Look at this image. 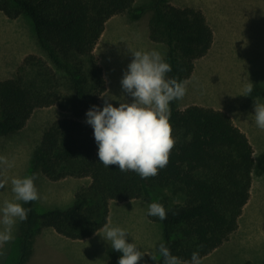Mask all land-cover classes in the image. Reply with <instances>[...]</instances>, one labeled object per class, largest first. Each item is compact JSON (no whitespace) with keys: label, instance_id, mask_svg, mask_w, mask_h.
<instances>
[{"label":"trees","instance_id":"1","mask_svg":"<svg viewBox=\"0 0 264 264\" xmlns=\"http://www.w3.org/2000/svg\"><path fill=\"white\" fill-rule=\"evenodd\" d=\"M0 0V13L8 20L27 17L45 60L34 55L23 58L12 77L0 80V138L24 129L38 109L56 107L70 115L53 121L41 133L32 150L26 176L37 174L49 181L88 178L89 184L74 194L64 210L37 212V201L23 204L28 218L16 224L15 264H24L33 239L52 229L69 240H84L107 223L108 202L144 200L161 203L167 219L147 218L160 225L162 243L171 254L190 260L210 254L237 229L249 200L253 173L264 172L247 137L225 113L170 104V124L176 143L168 165L153 178L141 179L135 172L100 163L92 129L82 117L98 107L105 91L102 69L93 53L105 22L125 15L130 21L149 13L148 39L165 45L164 60L172 71L169 78L187 81L194 62L211 48L213 33L203 13L191 7H176L168 0ZM252 96L264 97V89L253 87ZM25 176V177H26ZM38 179V178H37ZM37 179L35 184L37 186ZM152 188H167L180 202L167 206V198L154 199ZM122 253L107 250V263L118 264ZM163 258H160L162 264ZM140 264H155L145 254ZM245 264H253L246 262ZM264 264V259L258 263Z\"/></svg>","mask_w":264,"mask_h":264},{"label":"rangeland","instance_id":"2","mask_svg":"<svg viewBox=\"0 0 264 264\" xmlns=\"http://www.w3.org/2000/svg\"><path fill=\"white\" fill-rule=\"evenodd\" d=\"M168 1L170 2V0ZM172 3L177 6L190 5L199 9L206 17L213 33L214 50L206 57L208 70L205 71V68L200 66V60L194 62L198 72H195L188 83V85L192 83L191 93H193L194 86L195 93L193 94L198 101L204 97L216 98L220 92L225 95L230 92L233 94V98L234 95L237 97L234 103V108L237 109L240 102L239 94L241 97L245 95L244 88L248 82L260 86L264 84V70L257 68L249 54L251 49H248L251 48V37H264V0H172ZM143 25L144 23H142ZM218 49L223 50L218 52ZM216 52L218 53L215 56ZM15 53L18 58H14L13 61L15 59L19 61L20 55L24 57L34 55L47 61L44 52L36 43L31 21L25 16L8 20L0 13L1 80L12 77L17 66L21 63L15 66L10 65L9 73L6 72V57H11ZM103 53H110L113 57L114 63H109L107 69L111 70L109 82L114 86L111 95L119 98L125 95L122 93L120 84L125 72L124 66L128 63V59L125 58L129 57L131 60L130 37L128 39L115 37L112 42H101L95 50V54L102 56ZM96 58L99 62V58L97 56ZM100 60L103 61L104 57H101ZM116 64H120L119 68ZM188 95L190 97V94ZM126 99L131 102V97H126ZM221 99L219 98V100ZM243 103L242 113L245 121L241 123V126L252 147L254 162L259 165V156L264 155V130L255 126L254 101H251L249 105H245V101ZM240 108L241 105L238 109ZM58 111L60 110L56 107L38 109L32 114L23 130L0 138V156L7 157L13 164V167L5 173L8 183L4 189H0V207L3 206L4 200L14 199L11 192V179L26 176L30 154L38 145L42 131L59 118ZM235 124L240 125V120L237 119ZM40 177L37 179L38 183ZM59 189L61 186L52 184L48 187L43 184L41 195L45 196H41L38 206L36 205L38 212L68 206L62 202H56L57 198L54 197V194L58 193ZM150 193L154 199L167 198L166 204L169 207L180 202L178 197L170 195V190L167 188H152ZM47 194L53 196L47 198ZM249 194V200L238 219L237 229L232 234L234 235L232 239L239 243L240 251V255L233 260L232 264H245L246 262L258 264L264 259V172L260 176L253 173ZM149 204L142 199L123 203L111 202L108 219L110 225L125 229L128 233L127 241L135 243L137 248L150 259L149 256L162 243V239L160 225L155 222L151 224L147 222L149 220L147 218ZM15 231L16 225L13 229L14 239L0 247V264H15L16 262ZM101 235L102 233L95 240L88 242H70L77 240L65 241L52 237L48 232H42L34 237L32 252L24 264H103L104 248L111 246L110 242L104 240ZM39 240L41 241L39 242Z\"/></svg>","mask_w":264,"mask_h":264},{"label":"clouds","instance_id":"3","mask_svg":"<svg viewBox=\"0 0 264 264\" xmlns=\"http://www.w3.org/2000/svg\"><path fill=\"white\" fill-rule=\"evenodd\" d=\"M133 59L121 80L122 95L117 98L105 91L101 95L104 107L101 110L93 105L86 113V123L93 128V135L98 145V158L105 167L118 166L121 172L132 171L141 179L157 176L164 169L175 146L173 129L170 124V104L183 99L187 92L188 81L169 78L172 71L162 55L155 50L135 51ZM253 84L245 85L244 96H250ZM126 97H131L128 102ZM115 100L119 107L110 101ZM255 126L264 130V103L259 98L254 101ZM13 167L7 157L0 156V189L8 183L5 173ZM37 174L11 179L13 200H4L0 207V247L14 239L13 229L17 222L28 218L30 209L22 206L41 199L35 184ZM147 215L167 219V212L161 203H150ZM102 237L112 250L122 253L118 264H140L145 253L135 243L127 241L128 233L118 226L105 224ZM155 264H201L199 252H193L190 260L171 254L165 243L149 256Z\"/></svg>","mask_w":264,"mask_h":264},{"label":"crops","instance_id":"4","mask_svg":"<svg viewBox=\"0 0 264 264\" xmlns=\"http://www.w3.org/2000/svg\"><path fill=\"white\" fill-rule=\"evenodd\" d=\"M147 2H148L147 0H143V1L135 0L134 6H139V5H142V4L147 3ZM170 3L173 6L180 7V8L191 7L190 5L177 6L176 4L172 3V0H170ZM191 8L196 9L195 7H191ZM197 10H199V9H197ZM144 14H143L144 16H142L137 21H130L127 18V16H125V15H117V16H113L110 19H108L105 22L103 32L101 33V36H100L99 40L97 41V44L95 45V48L93 51L94 55H96L95 50L98 48V46L100 45L101 42H103V41H105V43L112 42L115 37H117V38L118 37H125L126 39H128L130 37L131 60H129V57L125 58V59H128V63L124 66V71L127 70L129 63H131V61L133 59L132 53H134L135 51H152V50H155V51H158L163 57V55L166 52V47H165V45L160 44V43H153L148 39L147 23H148V19H149L150 14L149 13H144ZM205 19H206V17H205ZM206 22H207V19H206ZM142 23H144L143 26H142ZM207 24H208V22H207ZM213 44H214V38H213L211 48L208 50L207 54L204 57L198 59V60H200L199 61L200 66H202V68H205L204 69L205 71L208 70V68H207L208 61L206 60V57L209 54L213 53V50H214ZM250 44H251V48H248V49H251L249 52L251 58L255 62L258 69L261 68L264 70V37H254V38L251 37L250 38ZM220 50H223V49H218V52ZM218 52L214 53L215 56L217 55ZM246 53L248 54V51ZM96 56L99 58L98 64L102 69V74H103V77L105 80V88H106L105 91H108L111 94L114 86H113V84L111 85L109 82V80L111 79V70L107 69V66L109 63H114L113 57H111L110 53H107V54L103 53L102 56H98V55H96ZM101 57H104L103 61L100 60ZM14 58H18L17 53L11 55V57H6V63L5 64L7 67L6 72H8V73H9L10 65L15 66V65L19 64L23 60L24 56L20 55L19 61L18 60L16 61V59H15V61H13ZM11 60H12V62L10 63ZM101 61L103 62V64ZM116 66L119 68L120 64H116ZM104 72L107 74V78H106V74ZM195 72H198V71H197V68H196L195 63H194L193 72H192L190 78L187 80L188 83L193 78ZM2 80H4V79H2ZM191 84L190 85L187 84V92L188 93L186 92L187 94L185 95L186 100L184 101V97H183V99L178 100V106H179L180 110H183L184 108H187L189 106H199V107H203V108H210L213 110L221 111L230 117V119L232 120V122L234 123L235 126L238 125L237 127L239 128V130L242 133L244 131H243V128L241 126V123L243 121H245L243 118L244 114L242 113L243 106H244L243 101L246 102L245 105H249V103L251 101H255L256 98H259L260 102L264 103V97L252 96V95L241 97L239 94V101L240 102L237 105V109H236V108H234V103L236 102L237 97L234 95V98H233V94H231L230 92L226 95L221 94L222 92H220V93H218L216 98H213V99H211L210 97L209 98H206V97L202 98L201 97L202 98L201 100L196 101L197 97L193 94V93H195V88L193 86V93H191V89H192ZM116 87H119V86H116ZM253 87H259V88L264 89V84H262L261 86L260 85H253ZM104 92H103V94H104ZM103 94H101V95H103ZM188 94H190V97H188L189 96ZM219 98H222V99L219 100ZM243 98H244V100H242ZM110 102L113 104L114 107H119V104L115 100L110 101ZM239 105H241L240 109H238ZM98 107L101 110L104 107V101L101 99V96L98 99ZM53 108H55V107L53 106ZM58 112L60 113L58 119L70 117V115L65 113V112H62V111H58ZM86 119H87V117L85 114L81 120L86 123ZM237 119L240 120V125L235 124ZM89 127L92 129V131H94L90 125H89ZM95 149H96V151H98V145L96 144V142H95ZM43 184H46L48 187L52 186V184L61 186V189L58 190V193L54 194V197L57 198V201H56L57 203L62 202L64 205H68L67 207H69L72 204L73 193L75 192V190L81 186H87L89 184V179L88 178H84V179L65 178V179L53 182V181L47 180L44 177H40L39 183L37 181V188H38L40 196H42V197L45 196L44 194L41 195V193L43 191ZM51 196H53V195L47 194V198H49V197L51 198ZM111 202H114V201L108 202V210H109V206H110ZM116 203H118V202H116ZM36 204L38 206L39 200H37ZM66 208H59L58 207V208H53V209L64 210ZM39 213H42V212H39ZM147 222L149 224L153 223L149 220H147ZM107 224H110L109 219H107ZM42 232H48V234H50L52 237L54 236L58 239H62L65 241L69 240V239H66L64 237L57 235L52 229H44ZM101 233L102 232L98 231L95 235H93L90 238H87L84 240H79V241L78 240L77 241H70V242L92 241V240H95V238H97L98 236H100ZM232 234H234V233H232ZM232 234L229 236V238L225 242H223L219 247H217L215 250H213L210 254L201 258V264H232L233 260L240 255L239 243H238V241L232 239V237L234 236ZM40 241L41 240H39V242ZM108 249H109V246H106L104 248L105 254H104L103 264L107 263V260H108L107 250Z\"/></svg>","mask_w":264,"mask_h":264}]
</instances>
